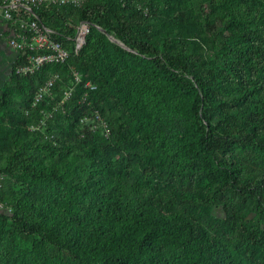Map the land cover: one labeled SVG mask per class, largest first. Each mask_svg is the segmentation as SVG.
<instances>
[{
  "label": "trees",
  "instance_id": "obj_1",
  "mask_svg": "<svg viewBox=\"0 0 264 264\" xmlns=\"http://www.w3.org/2000/svg\"><path fill=\"white\" fill-rule=\"evenodd\" d=\"M136 1L108 10L91 1L82 9L34 10L70 55L23 75L16 68L25 59L17 54L10 81L27 94L24 108L11 109L1 94L0 132L12 154L0 165V179L6 171L25 180L29 194L0 195V223L11 226L0 228V264H63L59 254L71 264H264V233L242 226L251 208L264 227V0H202L206 7L197 9L189 6L193 0H148L143 7ZM79 19L90 31L74 54ZM216 21L221 28L211 49L223 57L221 67L207 66L211 53L196 42ZM52 67L60 77L82 71V83L90 79L97 88L82 102L79 84L63 101L66 124L74 126L86 109L113 114L129 137L178 158L183 173L139 172L130 159L121 170L111 147L90 132L60 129L51 140L29 130L32 116L42 119L31 97ZM220 206L229 229L207 216ZM182 221L215 239L192 248L169 232ZM18 238L32 239L31 249Z\"/></svg>",
  "mask_w": 264,
  "mask_h": 264
},
{
  "label": "rangeland",
  "instance_id": "obj_2",
  "mask_svg": "<svg viewBox=\"0 0 264 264\" xmlns=\"http://www.w3.org/2000/svg\"><path fill=\"white\" fill-rule=\"evenodd\" d=\"M90 1L92 2L91 4H95L108 10L115 5L122 6L125 2H128L130 0H84L79 8H85L86 5H89ZM147 2L148 0L136 1L139 7H143ZM201 5L206 7L207 3L202 0H193L192 3L189 4V6L193 9H197ZM71 13L72 12H70L69 10L65 12V14L68 15L71 20H73ZM80 21L82 20L79 19L78 23ZM220 28L221 25L216 21L212 26H205L203 29L204 33L198 36V38L196 37V42L199 43V46L202 47L205 51L211 53L210 56L206 59L207 66L221 67L223 63V57L220 55V53H216L217 48L215 47L214 49H211L214 44L212 34H217ZM197 32L199 33L198 30ZM109 35L115 38L113 34ZM12 65L13 63L8 60L0 61V100L1 94L4 93L9 98L10 108L16 110L24 108V103L27 100V94L23 92V88H17L10 81V69ZM44 68L45 67L43 66L42 69ZM50 72H56L58 74V77H60L59 68H49V71L46 74V78L42 81H39V83L37 82L38 84L35 90H37V88H39L48 79ZM79 72L78 73L80 74V76L86 77V74H84L82 71ZM89 80H86L85 82H89L94 85L95 89L86 91L81 85L82 94L79 101L84 102L87 99L90 100V98L92 97L91 94L97 90L96 85ZM21 82L24 84V89L27 90L28 87L26 86L27 83L25 82V80L22 79ZM77 86L78 84L73 81L70 73L68 75L64 74L62 77H60L59 81L54 82L49 95L36 102L35 105H33L34 94L36 92L34 91L31 97L32 107H38L42 119H38L37 116H32L29 130H35L38 134L42 135L44 139L51 140H53L56 132H58L60 129L67 131L75 136H83L90 132L91 135L100 142L101 146H103L104 148L105 146H107L108 148L111 147L109 148L112 154L111 160L115 161V163L120 167L121 170L130 159L135 170L139 172L143 171L145 167H156L158 170L170 175L178 172L183 173L181 171L182 166L179 165L180 160L178 158L174 157V155L169 152L165 153L162 150L158 149L157 144H144L141 140L139 141L129 137V135L126 133V128H120L119 122L113 117V114H102L98 111V109H94L95 113H93L92 110L86 109L84 111L85 117L81 118L78 123H76L74 126H69L68 124H66L63 120L62 104L64 100H66L67 98H71L72 94L74 95L80 91ZM84 98L86 99L84 100ZM2 123L3 122L0 120V124ZM48 130H50V133H48ZM51 130L53 131L52 133ZM3 140V135L0 132V165L5 164V158L12 154L11 147L5 146V141ZM135 152L139 153L141 163L136 162L138 158L134 157L133 154ZM78 154L82 155L80 152H78ZM41 157L43 161L47 163H51L53 161L52 158H48L43 154ZM84 163L85 161L83 160V164ZM28 191V185L25 180L13 177L12 174H8L6 171H1L0 195H7L8 197H11L12 193H14L16 195L24 196L25 194H29L27 193ZM2 207L3 205L0 204V212H4L2 210ZM194 208L197 213L203 214V210L200 206L195 205ZM9 211L10 209L8 208L6 212ZM207 216L208 218L214 220L220 227L227 226L229 229V224L225 225L226 221L224 211L221 206L210 209L207 212ZM242 220V226L248 232L253 234L259 232L264 233L263 223L260 219H258V216L255 211H253V209L248 208L245 211ZM178 224V226L176 225L169 227V232L172 235L176 234L180 239L187 242L188 245H190L194 249H200L205 245L211 243L215 239L214 234L208 232L199 224L190 223L188 221H182ZM0 228L11 230L10 223L4 225L0 223ZM15 242L22 249H31L32 239L30 238H18ZM59 257L62 260L63 264H71V260L67 255L59 254Z\"/></svg>",
  "mask_w": 264,
  "mask_h": 264
},
{
  "label": "built area",
  "instance_id": "obj_3",
  "mask_svg": "<svg viewBox=\"0 0 264 264\" xmlns=\"http://www.w3.org/2000/svg\"><path fill=\"white\" fill-rule=\"evenodd\" d=\"M84 0H1L0 17L14 29L11 37L6 39V43L12 47L18 55L24 57L23 64L16 68L17 74H32L45 65L64 64L70 51L53 35L52 30L44 27L35 14L36 9L50 6H70L79 7ZM89 33V23L80 21L75 26V34L72 38V52L78 54L85 43V37ZM73 81L81 84L84 90H93L95 86L89 82L82 83L80 74L71 68L70 72ZM58 79V74L54 72L37 89L34 94V102L42 100ZM86 98H84L85 100Z\"/></svg>",
  "mask_w": 264,
  "mask_h": 264
},
{
  "label": "crops",
  "instance_id": "obj_4",
  "mask_svg": "<svg viewBox=\"0 0 264 264\" xmlns=\"http://www.w3.org/2000/svg\"><path fill=\"white\" fill-rule=\"evenodd\" d=\"M14 29L0 17V61L8 60L11 63L17 57V52L6 43V39L11 37Z\"/></svg>",
  "mask_w": 264,
  "mask_h": 264
},
{
  "label": "water",
  "instance_id": "obj_5",
  "mask_svg": "<svg viewBox=\"0 0 264 264\" xmlns=\"http://www.w3.org/2000/svg\"><path fill=\"white\" fill-rule=\"evenodd\" d=\"M97 29H98L101 33L105 34V35L107 36V38H108L111 42H113V43H115V44H118L119 46H121L122 48H124V50H127V51L129 50L127 47H125V45H124L122 42H120L119 40L113 38V37L110 36L108 33H106V31H105L104 29H102V28H100V27H98V26H97Z\"/></svg>",
  "mask_w": 264,
  "mask_h": 264
}]
</instances>
